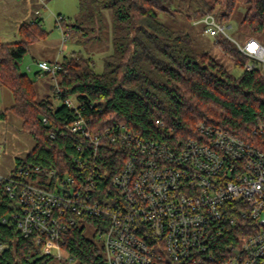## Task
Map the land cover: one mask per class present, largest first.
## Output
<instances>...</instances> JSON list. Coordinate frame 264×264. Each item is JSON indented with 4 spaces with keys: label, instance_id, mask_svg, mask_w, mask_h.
Segmentation results:
<instances>
[{
    "label": "trees",
    "instance_id": "obj_1",
    "mask_svg": "<svg viewBox=\"0 0 264 264\" xmlns=\"http://www.w3.org/2000/svg\"><path fill=\"white\" fill-rule=\"evenodd\" d=\"M185 1V0H184ZM175 0H78L82 20L93 30L105 10L114 17L112 51L104 57L103 72L96 71L95 60L80 51L59 59L56 97L61 103L38 98L34 76L21 70L23 56L32 44L48 36L40 21L23 24L21 39L7 42L0 38V85L13 94V104L0 110V119L8 113L21 119L20 130L30 133L35 145L15 167L57 168L62 175L76 174L79 155L77 134L61 132L72 121L75 110L66 104L71 98L89 120L90 133L102 147L112 149L109 130L121 128L146 139L184 141L197 137V125L206 121L246 142L264 149V136L254 130L264 125V75L258 63L243 54L229 40H215L242 67L240 75L230 73L208 51H195L192 38L184 30L174 29L159 18L160 11L176 12ZM187 16L194 19L215 11L221 20H230L238 5L247 7L242 20L250 32L264 44V0H186ZM66 20V18H65ZM64 20V21H65ZM63 21V22H64ZM82 23V22H81ZM77 32L89 31L78 22H67ZM95 27V26H94ZM253 62L251 70L246 65ZM53 77V76H52ZM47 117L48 122L43 121ZM55 136L52 137L51 133ZM104 151L111 163L120 167L126 159L123 151ZM99 165V166H100ZM110 172L116 167L110 166ZM20 206L10 198L5 182L0 184V240L10 247L0 254V264H47L54 256L36 245L35 238L23 237L13 216ZM6 217V221L3 218ZM92 217L78 218L58 239L62 251L73 264H105V253L98 240ZM88 227L94 233L89 236Z\"/></svg>",
    "mask_w": 264,
    "mask_h": 264
},
{
    "label": "built area",
    "instance_id": "obj_2",
    "mask_svg": "<svg viewBox=\"0 0 264 264\" xmlns=\"http://www.w3.org/2000/svg\"><path fill=\"white\" fill-rule=\"evenodd\" d=\"M39 1L46 5L47 0ZM56 20L63 26L65 16ZM193 23L215 39L232 42L264 75V44L258 38L233 36V23L215 11ZM68 34L65 30L64 37ZM37 64L41 75L55 77L60 68L59 59ZM253 67V62L246 65ZM65 102L76 117L61 132L89 141L78 142L76 174L39 166L37 173L25 166L0 173V184L5 182L20 206L13 216L23 237L33 236L44 252L54 249L60 256L61 233L87 216L96 219L105 264H264L262 147L206 121L197 125V137L184 141L110 129L111 150L126 154L120 167L110 164L116 167L110 172V166L100 165L108 160L104 151L109 148L91 136L89 120L76 103L69 97ZM254 132L264 136V125ZM9 247L0 240V254Z\"/></svg>",
    "mask_w": 264,
    "mask_h": 264
},
{
    "label": "rangeland",
    "instance_id": "obj_3",
    "mask_svg": "<svg viewBox=\"0 0 264 264\" xmlns=\"http://www.w3.org/2000/svg\"><path fill=\"white\" fill-rule=\"evenodd\" d=\"M16 1L22 3L25 0H0V27L2 30L7 27L6 30L9 31L4 32L7 35H12L11 31L15 23L20 19H25L24 17L27 15L14 7L15 3L17 4ZM173 8L174 10L176 9L174 13L160 11V20L174 29L188 32L192 38V47L195 51L210 52L230 73L240 75L243 72V68L234 65L230 56L216 44V39L204 32L202 24H194L187 16V12L191 8H189L186 0H175ZM39 10L41 13L43 12V28L49 33L43 43L36 45L38 56L41 55L43 58L55 60L57 54H59L57 59H60L65 54L80 51L95 60L97 72H103L104 57L112 51L114 17L110 10L104 11L103 18L95 22L92 31L89 29L91 24L88 26V21L85 22L81 18L78 0H47L46 5L40 2ZM246 11V6L238 5L230 19L234 26L232 35L241 40L250 34L242 23ZM58 14H62L66 18L63 26H60L56 20ZM78 19L80 24L88 29L87 31L89 32L87 34H83L82 31L77 32L75 28L67 25V22H76V20L78 22ZM26 21L30 20H23V22ZM65 30L69 32L67 37H64ZM37 46L41 47L38 49ZM34 48L30 47V50L23 56L21 61V70L27 72L30 76H34L35 71L39 70L37 60L34 61ZM56 84V80L51 75H46L39 79L37 81L38 98H47L55 104L61 103V100L56 97ZM9 98L14 100L11 94ZM12 103H9L7 107ZM7 118V120L0 119V173L4 175L12 172L17 157L26 156L35 145L33 136L26 131L20 130L21 119L19 117L8 113ZM86 233L92 236L94 231L88 227ZM50 252L54 256L47 264H73L67 253L62 251L61 255L58 256L54 249Z\"/></svg>",
    "mask_w": 264,
    "mask_h": 264
},
{
    "label": "crops",
    "instance_id": "obj_4",
    "mask_svg": "<svg viewBox=\"0 0 264 264\" xmlns=\"http://www.w3.org/2000/svg\"><path fill=\"white\" fill-rule=\"evenodd\" d=\"M36 1L35 0H31V1L25 0L22 3L16 1L17 4L15 3L14 7L19 9L20 11H23L27 15L24 17L25 19H20L19 21H17V23H15L13 28L11 27L12 28V31H11L12 35H7L6 33H4L5 31H9V30H6L7 27H5L3 30L0 27V38L3 41L12 42V41L20 40L21 39L20 27L23 24L28 23V22L40 21L39 25L41 28H43V22H44L43 12L41 13L39 10L40 1L39 0H36ZM23 20H30V21L23 22ZM46 38L41 39V40H39L36 43L31 45L32 49H33V47H35L34 48V51H35L34 61L35 60H41V59L50 60L49 58L41 57V55L38 56V52H37L38 50L36 48V45L38 43H43L46 40ZM37 47L39 49V47H41V46H37ZM57 57H59V54H57V56L55 58L57 59ZM10 94L13 95L6 87L0 85V110L7 108L8 104L13 102V100H10V98H9ZM12 104H10V106Z\"/></svg>",
    "mask_w": 264,
    "mask_h": 264
}]
</instances>
